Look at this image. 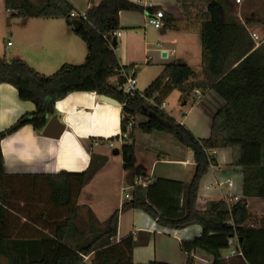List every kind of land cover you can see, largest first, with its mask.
I'll return each mask as SVG.
<instances>
[{"label":"trees","instance_id":"1","mask_svg":"<svg viewBox=\"0 0 264 264\" xmlns=\"http://www.w3.org/2000/svg\"><path fill=\"white\" fill-rule=\"evenodd\" d=\"M226 1L177 0L186 19L201 22L202 54L210 84L192 79L193 69L189 65L171 62L144 90L131 95L123 92L126 77L121 73L112 38L119 28L120 10L143 9L130 0H90L85 17L80 16L81 26L74 31L86 45V56L80 64L64 63L46 75L24 59L0 56V84L13 85L21 100L35 105L33 112L20 115L0 130V141L25 124L34 130L42 129L54 113L57 100L70 92L89 91L112 97L122 105L121 130L127 134L122 161L132 181L141 174L131 143L134 126L144 132L173 135L182 146L192 150L195 162L182 183L180 215L161 211L157 201L150 197L152 184L134 185L131 198L107 219L99 221L90 210L85 215L80 213L77 198L81 188L104 165L105 157L92 154L82 172L17 175L4 171L0 150V258L7 264H167L134 263L133 235L116 240L119 213L128 208L142 209L158 224L170 228L200 225L198 237L180 243L188 253L187 264L194 262L190 253L197 248L212 256V264H224L223 251L234 237L241 255L232 256L226 264H264V214L258 217L245 206L246 198L264 199V45L245 55L252 46L246 39V27L257 22L264 25V19L242 15L241 22L238 17H229ZM5 6L20 16L64 18L72 25L70 14L74 7L68 0H5ZM232 46L241 55L235 59L237 64L229 68L227 51ZM207 86L225 104L213 115L210 135L198 138L160 105L173 90L187 98L196 88ZM130 119L134 124L127 129ZM223 148L232 150L231 164L242 169L244 197L231 204L207 201L204 209H198L200 180L216 164L214 151ZM18 177L22 182L14 180ZM22 217L25 222L21 225L34 228L31 233L39 229L45 232L39 230L37 235L31 234L33 237L15 234L16 219L21 222Z\"/></svg>","mask_w":264,"mask_h":264},{"label":"crops","instance_id":"2","mask_svg":"<svg viewBox=\"0 0 264 264\" xmlns=\"http://www.w3.org/2000/svg\"><path fill=\"white\" fill-rule=\"evenodd\" d=\"M68 1L78 14L71 16L73 19L80 18L90 6V0ZM130 1L143 9L120 10L118 14V30L121 35L114 36V51L122 67V75H133L137 84L141 81L148 86L160 74L164 65L180 62L193 69L192 79L210 84L211 77L202 54L201 22L186 19L177 0ZM237 8H240L241 16L264 19V2H225L227 16L237 17ZM157 11L164 13L160 28L147 22L148 16ZM12 12L15 14L14 10L6 8L5 0H0V56L24 59L34 69L46 75L56 71L64 63L80 64L84 61L86 45L74 32L73 25H68L64 18L22 16L23 21L13 26L11 22L5 23ZM257 23L248 27L263 35L264 25ZM13 28L21 34L20 45L15 50L10 49L14 44L6 36L8 32L13 35ZM247 35L246 39L252 46L245 55L260 44L264 45L263 41L255 44L248 33ZM8 42L11 44L7 45ZM240 55L235 46L229 48V68L237 64L235 59ZM194 67H202V74L197 75ZM111 81L115 82V79L112 78ZM163 102L164 111L198 138L210 135L213 115L225 104V100L209 86L205 89L196 88L187 98L173 90ZM34 109V103L18 97L13 85L0 84V130L14 123L20 115L33 112ZM53 115L64 126L58 137L43 133ZM121 119L120 103L118 106L107 103L95 92H70L56 101L54 113L48 116L42 129L34 130L31 125L25 124L0 141L4 171L17 175L82 172L87 168L92 154L105 157L104 165L81 188L77 198L81 214L85 215L90 210L99 221H104L127 201L125 187L134 181L123 168L122 146L125 141L124 138H119L122 132ZM171 136L173 135L166 132H144L134 126L131 143L134 146L136 166L141 171L139 177L150 179L146 187L152 184L150 197L157 201L161 211L175 216L181 214L182 183L187 172L193 170L195 162L192 150L182 146ZM214 154L216 164L211 165L200 180L196 202L198 209H204L207 201H225L231 204L235 201L233 196L238 197V200L244 197L243 172L240 167L231 164L232 150L218 149ZM227 179L232 181V187L226 184ZM14 180L22 182L21 177ZM18 185L21 186L20 183ZM20 205H23L22 198ZM245 206L258 217L264 214L263 198H246ZM21 222H25L23 217ZM200 233L201 227L198 224L181 229L170 228L158 224L142 209L128 208L119 213L116 240L133 235L136 241L132 252L134 263L158 261L187 264L188 253L182 250L180 243L183 240H193ZM228 253L229 249L223 251L224 264L232 257ZM190 254L194 260L192 264H212V256L202 249H193Z\"/></svg>","mask_w":264,"mask_h":264},{"label":"built area","instance_id":"3","mask_svg":"<svg viewBox=\"0 0 264 264\" xmlns=\"http://www.w3.org/2000/svg\"><path fill=\"white\" fill-rule=\"evenodd\" d=\"M236 2L240 3L241 0H236ZM236 14H237V17L241 20V22H243V20L241 18L240 10L237 11ZM70 15L71 16H78V14L75 11H72ZM80 16L81 17H85V14H82ZM163 16H164L163 11H157L154 15H149L148 16L147 22H148L149 25H151V26H153L155 28H160L162 26V24H163ZM246 28H247V31H248V34H249L250 38L252 39V41L255 44H259V43H261L264 40V34L260 35L257 32L251 30L248 26ZM115 35L120 36L121 35V31L116 30L113 33V37ZM10 44H11V42L7 43V45H10ZM136 84H137V79H136L135 76H133V75L126 76V80H125V82L122 85L123 92L128 94V95L134 94L136 92V90H137ZM163 106H164V102H162L160 107L163 108ZM133 124H134L133 120L130 119L128 121V123H127V129H130L133 126ZM126 136H127V134L125 132H123V131L120 132V134H119V138H121V139L125 138ZM149 182H150L149 178H142V177H139V176L135 177L133 183L130 184V185H127L125 187V198L127 200H129L131 198V191H132L134 185L146 186ZM226 184L228 185V187H232V181L231 180L227 179L226 180ZM233 200L237 201L238 197L233 196ZM228 222L231 223V221H228ZM228 243H229L228 256L241 255L237 237L230 238Z\"/></svg>","mask_w":264,"mask_h":264},{"label":"rangeland","instance_id":"4","mask_svg":"<svg viewBox=\"0 0 264 264\" xmlns=\"http://www.w3.org/2000/svg\"><path fill=\"white\" fill-rule=\"evenodd\" d=\"M31 1L34 2L36 0H31ZM232 1L233 0H231V3H232ZM234 1H235V3H237L236 0H234ZM262 2H264V0H259V3H262ZM232 6H233V4H232ZM239 10H240V8H237V11H239ZM14 13H15V11H14ZM22 21H23V17L22 16L17 15V13L16 14H13V12H12V14H10V17L5 20V23L7 24L8 22H11V23H13V26H14V25H17L18 23H21ZM6 36H7L8 39H10L11 41H13V44L14 45H13L12 48H10L11 50H15L16 48L19 47V45H20L19 42H21V39H20L21 34L16 29L13 28V35H11L10 32H8V33H6ZM159 70H160V68H159ZM160 71H159V73H160ZM194 71H195V73L197 75H199V74H202L203 68L202 67H194ZM146 86L147 85H144V83H142L141 81H139L138 84L136 85V88L139 89V90H143ZM166 109H169V108H166ZM171 137H173V136H171ZM39 207H40V205L37 207V209ZM62 214H65V212H62ZM17 220L18 219H16V223H15L17 226L13 224L15 226L14 227L15 234H17V235L20 234L21 236L25 235L26 237H33L31 234L34 233V234L37 235L39 233V230L31 233L30 230H32L34 228L28 227V226H25V225H21L23 223L20 222V220L19 221H17ZM38 221L41 222L42 220L41 219H38ZM80 229H82V228H80ZM85 259L87 261H89L90 258L89 257H85ZM0 264H7L4 258H0Z\"/></svg>","mask_w":264,"mask_h":264},{"label":"water","instance_id":"5","mask_svg":"<svg viewBox=\"0 0 264 264\" xmlns=\"http://www.w3.org/2000/svg\"><path fill=\"white\" fill-rule=\"evenodd\" d=\"M82 24V21L80 18H74L72 19V25L75 30H77ZM112 45H116V38H112ZM100 99L113 104V105H119V102L113 99L112 97L106 96V95H100ZM64 126L58 121L56 115H53L49 121L47 122L46 126L44 127L43 133L45 135H50L53 137H58L59 134L62 132Z\"/></svg>","mask_w":264,"mask_h":264}]
</instances>
